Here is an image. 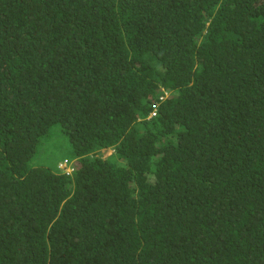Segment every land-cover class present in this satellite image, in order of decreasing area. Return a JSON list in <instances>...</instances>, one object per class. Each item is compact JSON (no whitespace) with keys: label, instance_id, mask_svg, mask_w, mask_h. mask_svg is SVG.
<instances>
[{"label":"trees","instance_id":"16d2710c","mask_svg":"<svg viewBox=\"0 0 264 264\" xmlns=\"http://www.w3.org/2000/svg\"><path fill=\"white\" fill-rule=\"evenodd\" d=\"M0 264H264V0H0Z\"/></svg>","mask_w":264,"mask_h":264},{"label":"rangeland","instance_id":"374dc122","mask_svg":"<svg viewBox=\"0 0 264 264\" xmlns=\"http://www.w3.org/2000/svg\"><path fill=\"white\" fill-rule=\"evenodd\" d=\"M113 148L101 150V155L106 156ZM67 157L72 160V147L68 136L63 132L58 123L50 127L49 134L43 136L37 146V153L33 157V163L50 166L54 170H60L59 163Z\"/></svg>","mask_w":264,"mask_h":264},{"label":"built area","instance_id":"2783aa9c","mask_svg":"<svg viewBox=\"0 0 264 264\" xmlns=\"http://www.w3.org/2000/svg\"><path fill=\"white\" fill-rule=\"evenodd\" d=\"M60 167H62L67 173H71L75 169L74 163L68 159H65L60 163Z\"/></svg>","mask_w":264,"mask_h":264},{"label":"clouds","instance_id":"9594fccd","mask_svg":"<svg viewBox=\"0 0 264 264\" xmlns=\"http://www.w3.org/2000/svg\"><path fill=\"white\" fill-rule=\"evenodd\" d=\"M65 159H68V160L72 161V162L74 163V166H75V162H74V160H71V159H69V158H64V160H65ZM64 160H63V161H64ZM63 161H61L60 163H62ZM60 163H59V168H60V170L66 172L62 167H60ZM74 170H75V169H74ZM74 170H73V171H74ZM66 173H67V172H66ZM71 173H72V172H71Z\"/></svg>","mask_w":264,"mask_h":264}]
</instances>
